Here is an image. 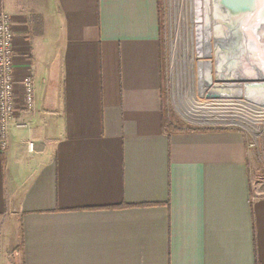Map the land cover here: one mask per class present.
Returning a JSON list of instances; mask_svg holds the SVG:
<instances>
[{
  "label": "crops",
  "instance_id": "crops-1",
  "mask_svg": "<svg viewBox=\"0 0 264 264\" xmlns=\"http://www.w3.org/2000/svg\"><path fill=\"white\" fill-rule=\"evenodd\" d=\"M160 1L0 0L15 79L0 264H264L257 148L238 128L162 129Z\"/></svg>",
  "mask_w": 264,
  "mask_h": 264
},
{
  "label": "water",
  "instance_id": "water-1",
  "mask_svg": "<svg viewBox=\"0 0 264 264\" xmlns=\"http://www.w3.org/2000/svg\"><path fill=\"white\" fill-rule=\"evenodd\" d=\"M210 1L226 14L230 25L224 22L228 27L222 25L211 44L217 68L212 76L208 72L215 87L207 95L264 101V0ZM192 7L195 22L201 23V14L203 21L209 18L206 0H192ZM208 44L203 38L205 50ZM210 57L205 61L211 62Z\"/></svg>",
  "mask_w": 264,
  "mask_h": 264
},
{
  "label": "rangeland",
  "instance_id": "rangeland-1",
  "mask_svg": "<svg viewBox=\"0 0 264 264\" xmlns=\"http://www.w3.org/2000/svg\"><path fill=\"white\" fill-rule=\"evenodd\" d=\"M160 2L162 4L161 10L164 11L163 19L165 24L164 95L169 110H171L176 115L180 123L182 122L185 126L189 125L196 127L197 126L212 127V126H206L204 124L222 125L224 123L222 121H219L220 117L221 118L226 117V120H230L231 118L239 119L240 123L242 124L239 125V128L241 129L245 128V125L248 126L263 125L264 115H260L259 117H257L259 120L256 117L254 119L248 117V114H245L246 109L241 106L242 104L240 102H236L235 105L236 107H235V106H231V104L230 106H224V105L222 106L220 104L222 102L218 103L211 101L212 105L213 106L216 105V107L210 109V111H212L214 115L208 117L205 115L206 112H208L207 105H209L210 103L206 104V109H205L201 104H199V101H197L196 95L186 96L187 88L191 87L189 74H191L192 67L195 64L194 62H196L195 61L196 59L193 58L192 56L193 53L191 51L193 46L192 43L195 42L190 41L192 40V38H194L193 35L194 32L193 33L191 32V37H190L189 32L191 30V27L185 28L184 23L186 20H187L186 22H189L188 23L189 25L190 23L192 24V21L195 23V21L193 20L194 10L192 4L189 6V0H161ZM187 30L189 32H187ZM210 46L212 47V45ZM202 50L204 49L202 48ZM192 63L193 66L191 65ZM204 68L203 71L201 70L202 73H200L199 76V79L201 78L200 80H202V77H204V73H205ZM194 74H196L195 71ZM200 83H202V81ZM207 88L208 87L206 86V88L204 89L206 92H207ZM196 90L198 91V88H196ZM200 96L202 97L200 98V100L204 101L205 97L203 98L202 95ZM189 102H191V104ZM258 149L259 152H261L260 155H258L260 167L256 175L258 178L257 179L258 186L261 188V193H264V143L263 144L260 143ZM253 175L255 177V173L252 171V176Z\"/></svg>",
  "mask_w": 264,
  "mask_h": 264
},
{
  "label": "built area",
  "instance_id": "built-area-1",
  "mask_svg": "<svg viewBox=\"0 0 264 264\" xmlns=\"http://www.w3.org/2000/svg\"><path fill=\"white\" fill-rule=\"evenodd\" d=\"M192 4L189 0V6ZM164 12V11H163ZM164 21V20H163ZM12 15L5 11H0V148L4 149L7 145L8 140V126L9 119L14 110V90H15V79L13 75V60H14V44H13V29H12ZM165 25V24H164ZM203 45V43H202ZM213 65L215 59L210 57ZM23 85V106L30 107L33 98V83L29 75L24 76L22 79ZM242 97H233L237 102H240L242 107L246 109L248 117L254 119L260 115H264V106L257 105L258 102L252 101ZM252 105V106H250ZM259 106V108H258ZM246 116V115H245ZM264 117V116H263ZM258 119V118H257ZM259 120V119H258ZM224 124H204L212 127H232L239 128L240 120L237 118H231L226 120V117L219 118ZM19 124V123H18ZM242 125V124H241ZM246 128V129H245ZM245 128L241 129L244 131L246 136V147L257 148L259 152L260 143H264V124L263 125H245ZM28 148H32V142L28 141ZM261 152L258 153L260 155Z\"/></svg>",
  "mask_w": 264,
  "mask_h": 264
},
{
  "label": "bare ground",
  "instance_id": "bare-ground-1",
  "mask_svg": "<svg viewBox=\"0 0 264 264\" xmlns=\"http://www.w3.org/2000/svg\"><path fill=\"white\" fill-rule=\"evenodd\" d=\"M206 4L209 7V18L208 19L204 18V21H203V16L204 15L201 14V16H202L201 23H197V22L194 23L192 21V24L190 23V25H189L188 24L189 22H186L187 21L186 20L185 23H184V26H185V28L191 27L190 32L187 30V32L190 33L189 34L190 37H191V32L192 33L194 32V34H193L194 38H192V40H190V41L195 42V43H192L193 46H192V50L191 51L193 53V55H192L193 58L196 59L195 60L196 62H194L195 63L194 66H193V63L191 64L193 66L192 67V71L190 70L191 74H189L190 75L189 76L190 77V81H191V87H189L190 90H189V88H187L186 96H188V95H191V96L194 95L195 96L196 95L197 96V101H199V104H201L205 109H206V104L210 103L209 105H207L208 112H206V115H205V116L209 117V116L214 115V113L212 111H210V109L216 107V105H214V106L212 105L211 101L212 102H218V103L222 102V103H220L222 106L223 105L224 106H230V104H231V106H235L237 101L233 97H229V98L228 97H220V96H215L214 97V96H211V95H207V93L212 92V89L215 87V85L211 84V82L213 83V81H212L213 78L212 77L211 78L208 77V72L212 76V74L215 72L217 67H216V64L213 65L212 63H210L208 61H205V59H207L206 57L209 56V54H210L211 57H213V58L215 57V54L213 55V53H212V47L210 45L211 44L213 45V39L217 38V36H215L217 34V30L222 28V25L227 26V25H225L223 23L225 22V23L229 24L230 22H229L226 14L224 12H222L217 7L213 8L212 2L210 0H206ZM192 16H193V14H192ZM190 21H191V19H190ZM220 21L222 23H220ZM217 23H219V24H217ZM202 25H203V27H202ZM197 26L200 27V28H198ZM227 30H228V28H227ZM203 38L208 40L209 43H210V44L207 45L206 50H205V47L202 45ZM202 48L204 50H202ZM200 59H202V60H200ZM203 62H204V67H205L204 68V72L206 74L204 73V77H202V80H200L201 78L199 79V76H200V73H202L201 70L203 71ZM194 71L196 72V74H194ZM261 73H264V71H261ZM201 76H202V74H201ZM203 78H204V80H203ZM201 81H202V83H200ZM204 84H206V85H204ZM206 86L208 87L207 88V92L204 90L206 88ZM196 88H198V91L196 90ZM200 95H202L203 98L205 97L204 101L200 100V98H202ZM198 97H199V99H198ZM244 98L252 101L251 103L258 102L260 104H257V105H262V106L264 105V101H262V100L249 98L247 96L244 97ZM189 103L191 104V102H189ZM196 104H198V103H196ZM250 106H252V105H250Z\"/></svg>",
  "mask_w": 264,
  "mask_h": 264
},
{
  "label": "trees",
  "instance_id": "trees-1",
  "mask_svg": "<svg viewBox=\"0 0 264 264\" xmlns=\"http://www.w3.org/2000/svg\"><path fill=\"white\" fill-rule=\"evenodd\" d=\"M160 11L163 16L164 12L163 10H161V8ZM161 125H162V129L165 132H171V131L179 130L182 127H187L182 122L180 123L176 115L171 110H169L167 105H164L163 108Z\"/></svg>",
  "mask_w": 264,
  "mask_h": 264
}]
</instances>
